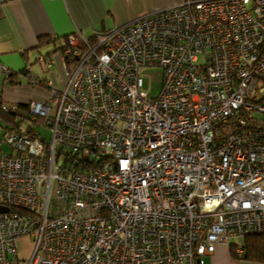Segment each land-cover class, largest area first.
<instances>
[{"label": "built area", "instance_id": "obj_1", "mask_svg": "<svg viewBox=\"0 0 264 264\" xmlns=\"http://www.w3.org/2000/svg\"><path fill=\"white\" fill-rule=\"evenodd\" d=\"M67 43L63 89L30 76L50 88L26 112L50 141L4 137L0 264L24 237L18 264H204L216 244L264 239V0L185 2Z\"/></svg>", "mask_w": 264, "mask_h": 264}, {"label": "crops", "instance_id": "obj_2", "mask_svg": "<svg viewBox=\"0 0 264 264\" xmlns=\"http://www.w3.org/2000/svg\"><path fill=\"white\" fill-rule=\"evenodd\" d=\"M195 1L198 0H0V98L3 104L49 100L50 88L33 84L30 76L38 82L53 79L54 86L59 88L53 66L63 72L62 61L58 53L51 52L57 48L61 38L78 33L97 42L102 35L133 19ZM41 36L55 43L37 47ZM48 53L53 59L51 68L38 57ZM36 64L40 68L35 67ZM3 66L11 73L15 72V76L5 79ZM3 125L0 120V153H14L10 146L7 149L1 143L6 133ZM230 243L242 245V238L216 244L214 252L205 257L204 264H264L234 257Z\"/></svg>", "mask_w": 264, "mask_h": 264}, {"label": "trees", "instance_id": "obj_3", "mask_svg": "<svg viewBox=\"0 0 264 264\" xmlns=\"http://www.w3.org/2000/svg\"><path fill=\"white\" fill-rule=\"evenodd\" d=\"M1 1H5V0H1ZM68 36H65L63 38H61L59 45H57V48L54 50V52L51 53H59L61 51H63L65 48H67V39ZM92 39H88V43L92 46H94L96 44V41ZM38 44L37 47H40L42 45H45L47 43L49 44H54V40H49V38H43L42 36L40 38H38ZM103 49V46H100L98 51H101ZM51 53L48 54H39L38 57L40 56H44V57H49V55ZM66 66L68 70H71L74 62H72V60H70L69 58L66 57ZM74 60V59H73ZM27 61V60H25ZM28 67V66H27ZM2 68V73L4 74L5 79H8L11 76H15V72H10V70L6 67H1ZM4 69L6 71H4ZM45 88H47L46 86H44ZM0 120L2 121L3 127L6 130V133L4 134L7 135L8 133L11 132H17V133H28L29 131L32 133H36L39 134L38 131L36 130L37 125L40 126V124L44 123V120L42 118H37L33 124H30V121L28 120L27 117V106L29 104V102L27 103H15L17 105V108L14 110H10L8 112L4 111L2 108V105H6L8 107H11L12 104H3V100L0 98ZM17 116L20 118L19 120H16ZM39 128V127H38ZM40 135V134H39ZM41 137V136H40ZM10 211H15L13 208H10ZM24 211V210H23ZM20 212V213H24V212ZM230 250L231 253L234 257L236 258H241V259H247V260H253V261H262L264 262V239L262 236L260 235H250V236H246L242 238V246L244 249V252L242 255H237L235 253V244L230 243ZM23 256L19 255V258L17 257L15 259V261L13 262V264H18L19 260H21Z\"/></svg>", "mask_w": 264, "mask_h": 264}, {"label": "rangeland", "instance_id": "obj_4", "mask_svg": "<svg viewBox=\"0 0 264 264\" xmlns=\"http://www.w3.org/2000/svg\"><path fill=\"white\" fill-rule=\"evenodd\" d=\"M203 59L200 58L199 61L201 62ZM43 63V62H42ZM44 64V63H43ZM35 67H39V64H36ZM53 70H55V81L59 87V89H63L67 79L66 76L64 75V71L61 72V70L57 71L56 68L53 66ZM34 71V70H33ZM145 74L148 75V77L144 78V85L146 87L149 86L148 93L150 96H156L162 85V71L161 68L159 67H154V68H147L144 69ZM53 80V79H52ZM20 118L17 116V120ZM39 127V128H38ZM37 131L40 133L41 137L44 139V141H50L51 138V129L47 126H44L43 124L37 125ZM2 129V128H1ZM2 137V134L0 138ZM1 143H3V146L9 149L11 146L9 143H7L5 140H1ZM10 146V147H9ZM64 156L60 157V161L63 160ZM239 240H235V242H238ZM34 241L29 238V237H24L22 239L18 240V247H19V255L23 257H28L32 253Z\"/></svg>", "mask_w": 264, "mask_h": 264}, {"label": "water", "instance_id": "obj_5", "mask_svg": "<svg viewBox=\"0 0 264 264\" xmlns=\"http://www.w3.org/2000/svg\"><path fill=\"white\" fill-rule=\"evenodd\" d=\"M8 207L0 205V212H6Z\"/></svg>", "mask_w": 264, "mask_h": 264}]
</instances>
